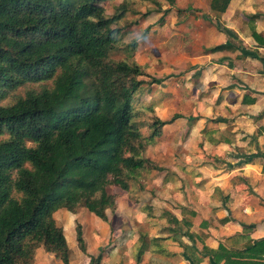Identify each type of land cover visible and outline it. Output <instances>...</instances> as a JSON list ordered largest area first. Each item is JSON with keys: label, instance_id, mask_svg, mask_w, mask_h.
<instances>
[{"label": "trees", "instance_id": "obj_1", "mask_svg": "<svg viewBox=\"0 0 264 264\" xmlns=\"http://www.w3.org/2000/svg\"><path fill=\"white\" fill-rule=\"evenodd\" d=\"M109 1L0 0V264H35L39 249L69 264L71 251L54 215L86 210L106 221L107 209L116 203L108 188L128 191L138 170L155 169L144 156L148 145L180 117L153 116L150 134L142 135L146 125L136 122L135 95L143 85L163 80L144 82L140 78L146 73L137 63L110 59L128 8L123 3L106 16L101 3ZM231 1L210 0V11L222 14ZM252 36L264 46L255 29ZM231 49L226 43L209 51ZM48 81L50 89L28 91L11 105L1 104L24 84ZM161 216L171 224L167 230L183 247L182 256L196 264L192 233L183 231L182 220L170 212ZM75 241L84 253L80 224ZM152 241L158 248L159 238ZM145 251L141 240L137 264ZM212 256L218 261L216 253ZM102 259L99 252L88 264Z\"/></svg>", "mask_w": 264, "mask_h": 264}, {"label": "crops", "instance_id": "obj_2", "mask_svg": "<svg viewBox=\"0 0 264 264\" xmlns=\"http://www.w3.org/2000/svg\"><path fill=\"white\" fill-rule=\"evenodd\" d=\"M202 3L209 14L192 47L198 53H185L183 62L192 67L185 84L198 94L188 99L192 114L174 129L181 147L171 154L181 164L167 188L180 187L181 196L170 213L192 233L196 264H225L226 256L228 264H264V46L247 34L243 16H257L253 26L264 36V0H232L222 14L210 11V0ZM226 43L234 50L209 51ZM172 243L165 264H191L178 240Z\"/></svg>", "mask_w": 264, "mask_h": 264}, {"label": "rangeland", "instance_id": "obj_3", "mask_svg": "<svg viewBox=\"0 0 264 264\" xmlns=\"http://www.w3.org/2000/svg\"><path fill=\"white\" fill-rule=\"evenodd\" d=\"M123 3L128 11L120 21L123 29L117 37L118 46L109 55L110 59H126L137 63L146 73V76L140 78L144 82H149L153 77L163 80L159 85H143L141 93L135 95V110L140 113L136 122L146 125L140 128L142 135L147 137L150 134L147 125L153 116L160 120H169L177 114L180 117L169 124V127L165 126L161 135L148 145L144 156L155 169L138 170L135 178L129 182L128 191L108 188V193L115 195L116 203L113 209H107L106 221L101 222L86 210H80L78 214L60 211L54 215L63 227L71 251L69 264H88L90 258L97 256L99 252L103 256L101 264H137L136 256L141 240L146 243L147 251L140 264H165L168 249L176 247L168 236L167 228L171 224L161 213L170 212L176 203L173 198L181 196L180 187L167 188V180L171 177L169 173L174 172L176 166L181 164L180 157L172 158L171 154L174 149L176 152L180 151L181 147V131L174 129L180 126L182 118L192 114L188 99L189 96L198 94L185 84L184 76L192 67L185 66L183 62L185 53H198L192 47L198 42L199 31L206 24L205 14H209V11H202V0H113L101 3V6L106 16H112ZM243 16L250 18L245 14ZM262 19L264 27V18ZM249 21L251 27L247 34L251 33L256 45L262 46L252 36V27L256 30L255 25L253 26L256 20ZM219 25L223 26L220 22ZM255 32L264 40L262 33ZM52 87L51 81L24 84L9 93L1 104L11 105L28 91L39 92L42 88ZM176 136L177 141H173ZM5 137L4 135L1 139ZM77 224H80L84 241L86 240L84 253L75 242ZM153 238H159L156 243L158 248L154 245ZM41 262L62 264L55 256L39 249L35 264Z\"/></svg>", "mask_w": 264, "mask_h": 264}]
</instances>
